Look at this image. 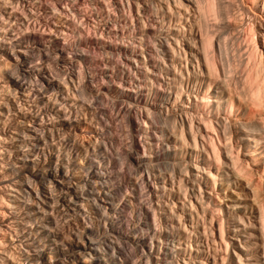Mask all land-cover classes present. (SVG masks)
Here are the masks:
<instances>
[{"label": "bare ground", "instance_id": "6f19581e", "mask_svg": "<svg viewBox=\"0 0 264 264\" xmlns=\"http://www.w3.org/2000/svg\"><path fill=\"white\" fill-rule=\"evenodd\" d=\"M52 1L0 0V264H21L17 241L26 264H138L129 248L140 249L144 264H178L183 239L190 241L184 264H209L204 255L228 264V220L233 232L247 222L222 210L238 204L259 223L264 264V0H243L248 9L237 0ZM224 20L229 25L220 33L215 24ZM228 39L250 46L241 87L239 66L220 58ZM192 95L206 102L205 112L192 105ZM113 111L128 118L133 151L118 150L129 168L147 175L144 186L112 155L120 140ZM219 111L226 121H259L260 166L248 163L258 156L242 160L239 146L229 143L232 175L221 172V147L231 139ZM177 149L202 157L208 168L189 163L202 175L184 174ZM187 185L191 192L183 194ZM244 190L249 202H240ZM139 193L147 200L137 203L134 218L127 210ZM64 210L77 216L69 235L58 219ZM234 259L245 264L241 253Z\"/></svg>", "mask_w": 264, "mask_h": 264}, {"label": "rangeland", "instance_id": "374dc122", "mask_svg": "<svg viewBox=\"0 0 264 264\" xmlns=\"http://www.w3.org/2000/svg\"><path fill=\"white\" fill-rule=\"evenodd\" d=\"M230 0H218V3L219 4H223V2H224V5L226 4V5H228L229 3H231V1L229 2ZM49 2L51 3V4H53L54 2L52 1V0H49ZM236 2V0H234V3ZM239 2V3H238ZM233 3V4H234ZM237 3L240 5L241 4V6L243 7V8H247L248 9V5H245L244 3H243V0H237ZM80 4H78V6H79ZM223 5V6H224ZM80 7V6H79ZM78 7V8H79ZM111 9H112V12H113V6L111 7ZM57 13V12H56ZM113 13H116L115 12V10H114V12ZM117 14H120L119 12H117ZM256 16H262L261 14H258V15H256ZM263 17V16H262ZM81 18V16L79 17V21L80 20H82V19H80ZM81 22V21H80ZM229 22L227 21V20H224V22H222V23H220V24H218V25H216L215 24V27H219L218 29H220V27H221V30L219 31L220 33H221V31L224 33V28L227 26L228 27V24ZM129 24V23H128ZM126 25V24H125ZM226 27V28H227ZM92 27H90L89 29H90V31H93V29H91ZM218 32V33H219ZM222 33V34H223ZM68 34H70L71 35V33L70 32H68ZM72 36V35H71ZM118 37V36H117ZM120 37H122L121 35H120ZM124 38H125V36H123ZM154 37H156V36H154ZM72 39H76V41H77V36H75L74 38H73V36H72ZM228 41H229V39H228ZM227 41V42H228ZM229 44L230 45H222V50H223V52L222 53H220V58H223V56H224V58H225V60H227V59H229V60H231V61H233L237 66H239L238 67V69H239V72L240 73H238L237 75H238V84L237 85H239V87H241L243 84V76L245 75V69L243 68V61H245V59L247 58V53H248V51H249V49H250V46L249 45H245V43L241 40V39H239V41L236 43V44H232V43H230V41H229ZM181 45V44H180ZM214 46V48L212 47L211 49H216L217 47H218V45H213ZM223 48H225V50L223 49ZM218 50H219V48H217ZM220 51V50H219ZM211 52V51H210ZM223 53H224V55H223ZM222 54V55H221ZM212 55V54H211ZM223 58V59H224ZM75 60V59H74ZM36 62H38L37 60H36ZM242 91V90H241ZM213 96V95H212ZM213 98V97H212ZM190 100L193 102V106H196V105H194V104H199V108H201V110L203 111V112H205L206 111V109L204 108V104L206 103V102H200V101H196L195 100V98H194V96L192 95L191 97H190ZM107 103V102H106ZM106 103H104L103 105L104 106H109V108L111 109V105H110V102H108V104H106ZM211 105H216V103H212V102H209ZM101 104H102V102H101ZM177 106V105H176ZM176 106H173V107H176ZM168 107V109L170 110L171 108H172V106L170 105H168L167 106ZM180 106H177L176 107V109H178ZM213 107V106H212ZM195 108H197V106L195 107ZM188 110H191V109H188ZM111 111H112V109H111ZM112 113H115L114 114V116H113V119L111 120V121H113L112 123H113V125H114V127L116 128V136H117V138H118V144H114L113 145V150H112V155H113V157L115 158V160L118 162V164L119 165H121L120 163H125V164H123V166L125 167L124 168V170L126 171V173H128V174H131L130 176L134 179V180H137L138 181V183H139V185L140 186H144V183L145 182H147V180H148V178H147V180H146V177H147V175L146 176H144V177H142L141 175H140V172H138V170L137 169H135V168H133V167H130L129 168V161H127V160H125V155L122 153V155H121V153L119 152V150L118 149H123V150H125V151H130V148H131V151H133V146H132V142H131V145H130V140H131V138H130V134H128V131H130V130H128V128H129V126H128V124H127V120H128V118L126 117V116H121V115H117V113L116 112H112ZM192 114L194 113V110L191 112ZM218 113V115H220L219 117L221 118V121L222 120H225V118H227L226 116L227 115H225L222 111H219V112H217ZM211 114V113H210ZM102 116V115H101ZM103 118H107L108 117V115H104L103 114V116H102ZM158 117H160L161 118V120H160V118L159 119H157ZM126 118H127V120H126ZM164 118H165V116H163V118H162V116H157L156 117V121L157 120H160L162 123L164 122L163 120H164ZM235 119V120H234ZM160 121H157V122H159V123H161ZM216 122V121H215ZM161 123V124H162ZM180 123V122H179ZM164 124V123H163ZM217 124V123H216ZM232 124H236V125H232ZM174 125H177L176 123H174L173 122V127H174ZM259 125V121L258 120H255V119H252V120H249V121H244L243 119H238V118H232V120L230 119V118H228V120L226 121H224V126H226V131L228 132H230V134H228L227 135V138H230L231 139V142H229V140H226V142L222 145V147H221V151L223 152V155H222V158H223V160H224V165H220L219 166V168H220V170H221V172L222 173H226V172H228L229 174V176H231L232 175V170L229 168V167H227V164H228V158L226 157V153L230 150V144L229 143H232V145H236V147L237 146H239V152H240V154H239V156H240V158H242V160H244V159H249L250 157H253V156H256L255 158H258L257 159V161H252L251 160V158L248 160V163H249V166H251L252 168H257L258 166H260L261 164H262V161H261V156H260V153L262 152V151H260L261 149H259V147L260 146H262L263 145V143H262V141L261 140H257V135H258V133L256 132V131H254V128H256V126H258ZM128 126V127H127ZM118 130V131H117ZM130 133V132H129ZM228 141V142H227ZM262 144V145H261ZM201 145V144H200ZM200 148L202 149V145L200 146ZM263 150V149H262ZM178 151H180V150H175V152L177 153V155H176V163H178V165L176 164V167H177V169L178 170H180V171H182L184 174H186L187 173V171H190V172H192V171H194V173H199V175H202V172H197V171H195L194 169H192V167L190 166V164L189 163H196V164H199L201 167H205V168H208L207 166H205L204 165V163H202V161H201V158L202 157H200V158H198V159H196V160H192V159H190L189 157H187L186 155H180V152H178ZM258 156V157H257ZM258 160H260V161H258ZM225 161H226V163L227 164H225ZM261 163V164H260ZM257 164V165H256ZM165 166V165H164ZM164 166L162 165V167L164 168ZM166 167V166H165ZM215 167H218L217 165H215ZM170 168V167H169ZM163 170H169L167 167L166 168H164ZM214 170V172L216 173V171H215V169H213ZM131 171V172H130ZM171 171V170H170ZM171 172H173V171H171ZM142 177L143 179L141 180V178L139 177ZM191 176V174L190 173H188L187 175H183V177L185 178V179H188L189 177ZM263 177V189H264V176H262ZM136 178V179H135ZM199 178L200 177H197V178H195V182H194V187L196 186V181L198 182V180H199ZM224 178V175L223 176H220L219 178H218V182L219 183H221V179H223ZM177 180V179H176ZM144 182V183H143ZM141 184H143V185H141ZM189 184V183H188ZM186 185V184H185ZM190 185L191 184H189V187H190ZM201 185H202V191L204 192V190L206 191V190H208L206 187H205V185L203 184V181H201ZM184 187V186H183ZM185 187H187V189L185 188ZM184 188H182L181 190H183L182 192H183V194L186 192V191H188L189 193L191 192L190 190V188H188V185L187 186H185ZM140 188L142 189L141 191H140ZM139 188V191L141 192V193H143V192H145V188L144 187H140ZM143 188L145 189V190H143ZM184 190H186V191H184ZM138 191V192H139ZM237 191H239V190H237ZM245 191V192H244ZM244 191H240L241 192V194H244V195H242L241 197H242V199H241V201L240 202H249L250 201V199H252V197H251V195H250V192H247L246 193V190H244ZM137 192V193H138ZM141 193H139V194H137V197H138V195H139V197H140V195H141V198H139V199H137V202H136V204L138 203H141L142 202V200H143V202H142V204L145 202V200H147V194H146V196H144L143 194H141ZM198 194L199 195H201L200 194V191H198ZM143 195V196H142ZM203 196H204V199L205 198H207L208 197V194H206V192L203 194ZM139 200H141V201H139ZM171 202H172V200H171ZM175 202H176V204L177 205H179V201L178 200H175ZM231 203V202H230ZM136 204H134V205H136ZM138 204H137V206H134L133 208H135V209H133V208H130L129 210H127V213L131 216V217H133L134 216V218H137V216H138V214L140 213V211H139V207H138ZM172 205V207H173V203L171 204ZM244 204H238L237 206H235L234 207V209H232V211H231V213H228V212H230V209H227V207H223V210H222V214L224 215L225 213H227V215L225 214L224 216H228L229 218H231L232 216H233V218L234 217H243V219L245 220V222H247V224L245 225V226H240L239 227V230L238 231H235V232H233L232 230H235L236 229V227H235V223L233 222L234 220L233 219H230V220H228L229 221V223H228V225H227V227H226V222H225V237H226V239H228V242L230 243V248H229V254H227L226 255V262H228V264H236V258L234 259V257H236V255H237V253L239 254V253H241L242 254V258H243V261L245 262V264H260L261 263V261H262V259H261V255H262V252H263V250H262V248H263V241H262V237H261V235H260V230L258 229V226H259V223H258V221L256 220V218H254V217H252V219H250L249 217H251V214H247L246 212H244V208L242 207ZM176 207H173V209H175ZM176 211H178L177 210V208L175 209ZM65 211H67V213L65 212ZM57 214H59V212L57 213ZM131 214H133V216L131 215ZM158 214V216H159V213H157ZM63 215V216H62ZM62 215H59L60 217H58V219L60 220L61 219V221H62V219H63V222H61L60 221V223H62V224H65V225H62L60 228L62 229L61 231L62 232H64L66 235L68 234H70V230H72V232L73 231H76V229H77V216H76V214L75 213H73V212H69L68 210H64V212H63V214ZM70 217H69V216ZM180 215H181V217H182V220H181V222L183 223V221L184 222H186L187 221V219L185 220H183V216H182V213L180 212ZM75 216H76V218H75ZM217 216V215H216ZM231 216V217H230ZM63 217V218H62ZM68 217V218H67ZM180 217V218H181ZM67 219H69V221L67 220ZM67 220V221H66ZM73 221V222H72ZM75 221H76V224H75ZM239 221H241V222H243L242 220H239ZM67 222H69V223H67ZM131 226H133L134 225V221L131 219ZM160 224V221L158 222V225ZM188 225H189V227L191 228V225H190V223L188 222ZM218 224H216V227H218L217 226ZM74 227V228H73ZM76 227V228H75ZM159 229L161 228V229H163L164 227H163V225L162 224H160L159 226ZM13 228V231L15 230V226H11V229ZM218 231V230H217ZM236 235H238V236H236ZM249 236V238H247V237ZM219 241H220V239H219ZM18 242V249L22 246L21 244H19V241H17ZM186 242H187V244H186ZM183 243V244H182ZM190 243V241H189V239H183V241L181 240V246H180V244H178V247H180V248H183L184 249V247H185V249L186 248H188V244ZM21 245V246H20ZM186 245H187V247H186ZM244 245H247V248H250V250L249 251H247V253H246V251L244 252V251H242V247L245 249V247H244ZM183 246V247H182ZM218 247V246H217ZM22 248V247H21ZM20 248V249H21ZM129 248V247H128ZM246 248V249H247ZM18 249H14V253L17 255V257H16V255H14L16 258H17V260L21 263V264H26L25 263V261L23 260V259H21V257H20V254L18 253ZM19 249V250H20ZM129 249H130V251H129ZM129 249H127V252H128V254H129V256L131 255V258H132V260L134 261V262H136V263H138V264H144V261H143V259L141 258V256H140V249H131V248H129ZM183 249H178L177 248V252L176 253H180L179 255L178 254H176V258H174L175 259V262H179L180 260H181V258H182V260L178 263V264H184L185 262H184V259H186V262H189L190 261V258H189V255L187 254V252H185V251H183ZM193 249H197V245H193ZM139 250V251H138ZM132 251H134V252H132ZM180 251V252H179ZM206 251V250H205ZM186 253V254H185ZM217 253H224V252H222V251H220V252H216L215 253V251H212L211 252V254H213V255H215V254H217ZM236 253V254H235ZM19 254V255H18ZM180 255H181V257H180ZM210 255V254H209ZM19 256V257H18ZM211 256V255H210ZM203 259H207L208 260V263L209 264H212L211 263V258H209L208 259V257H206V255H204L203 257H202ZM22 261H21V260ZM228 260V261H227ZM260 260V261H259ZM24 261V262H23ZM140 262V263H139ZM176 264V263H175ZM225 264H227V263H225ZM238 264V263H237Z\"/></svg>", "mask_w": 264, "mask_h": 264}]
</instances>
